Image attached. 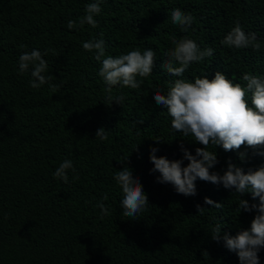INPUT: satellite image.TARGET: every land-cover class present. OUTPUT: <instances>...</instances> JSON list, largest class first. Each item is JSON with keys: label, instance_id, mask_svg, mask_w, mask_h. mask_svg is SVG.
<instances>
[{"label": "trees", "instance_id": "1", "mask_svg": "<svg viewBox=\"0 0 264 264\" xmlns=\"http://www.w3.org/2000/svg\"><path fill=\"white\" fill-rule=\"evenodd\" d=\"M91 2L0 0V264H239L235 253L210 238L217 220L225 225L222 234L250 227L255 213L237 212L239 194L198 180L197 195L184 197L156 183L159 173L150 174V148H158L157 157L179 160L181 142L193 155L201 147L171 129L152 93H166L176 79L160 67L172 47L170 34L215 50L210 63L206 58L184 73L189 81L204 74L211 80L217 71L242 85L246 72L264 77V0H103L94 17L98 27L68 29L67 21L85 15ZM174 8L194 17L187 33L171 24ZM237 21L257 34L259 51L221 45ZM93 38L103 39L114 57L135 48L156 51L152 75L139 89L114 88L113 96H125L121 105L107 101L100 65L82 48ZM33 49L48 50V74L59 91L47 84L32 89L30 71L19 73L20 54ZM100 127L109 131L108 140L95 138ZM208 150L219 161L210 171L221 174L229 160L245 171L264 163L245 146L238 150L248 153L243 164L238 151ZM66 158L75 167L67 184L53 177ZM125 165L139 177L150 205L136 221L122 214L113 179ZM105 196L110 215L101 218L95 205ZM205 197L223 208L197 214L196 204L209 207ZM241 198L258 203L248 194ZM258 256L264 264V248Z\"/></svg>", "mask_w": 264, "mask_h": 264}, {"label": "clouds", "instance_id": "2", "mask_svg": "<svg viewBox=\"0 0 264 264\" xmlns=\"http://www.w3.org/2000/svg\"><path fill=\"white\" fill-rule=\"evenodd\" d=\"M103 0H95L85 5V15L67 21V28L80 29L84 25L92 28L98 27L94 17L102 12ZM194 17L179 8L170 11V22L181 31L187 33L193 24ZM101 35H103L101 33ZM172 47L168 49L160 65L163 73L176 77L168 85L166 93L163 89L152 93L157 106L164 109L171 118V129L181 133L184 137H191L193 144L201 147L195 148V154L179 145L182 159L169 160L164 156L157 157L158 148L149 150V161L153 165L150 174L159 173L156 183L171 185L174 191L184 197L197 195L196 182L203 181L215 186H222L231 193L239 194L237 212H254L250 227L240 230L235 235L221 233L225 226L221 220L210 227L211 240L223 244L229 252L235 253L239 264H259L258 253L264 248V163L249 167L245 171L231 160L226 161V168L220 172L210 171L219 163L216 151H209V146L223 149L225 152L238 151L242 146L252 149L253 156L264 157V77L246 72L241 79L243 85L234 83L221 72L217 71L211 80L204 74L195 76L191 81L184 78V73L193 63L203 62L206 58L211 62L214 55L212 47L201 49L199 45L187 36L177 38L170 34ZM221 45L235 49H252L259 51L261 43L255 32L246 33L237 21L232 29L220 41ZM22 49L25 45L20 46ZM86 52L93 53V59L100 65L97 75L102 78L105 85L106 99L110 104L115 101L121 105L124 95L113 96L114 88L139 89L143 78L152 75V68L156 59V51L152 48L141 50L135 48L126 54L118 56L107 55V46L103 39H89L82 42ZM48 50L43 53L38 49L23 51L18 63L21 75L30 71L29 85L32 89H40L47 84L49 90L57 92L60 85L52 83L56 78L48 74L49 62L44 58ZM140 77L141 79H137ZM141 123V122H139ZM109 131L100 127L95 132V138L100 141L108 140ZM153 143H162L159 138ZM136 147V146H135ZM135 149V148H134ZM238 160L241 164L248 162V153L238 151ZM127 160V159H126ZM123 161L121 164H125ZM184 161H187L186 166ZM75 173L71 159H64L55 169L53 177L63 183H69L68 172ZM78 174L73 179H78ZM113 179L121 189L120 206L122 214L129 220L136 218L150 205L147 194L139 177L133 175V170L126 165L115 171ZM234 190V191H232ZM251 196L250 203L241 197ZM107 196L98 201L95 207L100 210V217L110 215L108 206L103 203ZM203 204L208 208L196 204L197 214H203L208 209H222L223 203H217L205 197ZM201 256H207L203 251Z\"/></svg>", "mask_w": 264, "mask_h": 264}]
</instances>
